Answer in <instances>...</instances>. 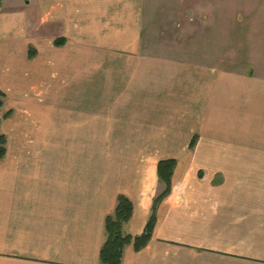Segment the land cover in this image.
<instances>
[{
	"label": "crops",
	"instance_id": "crops-1",
	"mask_svg": "<svg viewBox=\"0 0 264 264\" xmlns=\"http://www.w3.org/2000/svg\"><path fill=\"white\" fill-rule=\"evenodd\" d=\"M32 1L0 10V264H101L117 196L141 235L168 160L120 264H264V73L145 54L143 0Z\"/></svg>",
	"mask_w": 264,
	"mask_h": 264
},
{
	"label": "rangeland",
	"instance_id": "rangeland-1",
	"mask_svg": "<svg viewBox=\"0 0 264 264\" xmlns=\"http://www.w3.org/2000/svg\"><path fill=\"white\" fill-rule=\"evenodd\" d=\"M5 3L0 0V10ZM142 11L145 54L192 67L264 73V0H143ZM5 102L4 94L0 116Z\"/></svg>",
	"mask_w": 264,
	"mask_h": 264
},
{
	"label": "trees",
	"instance_id": "trees-1",
	"mask_svg": "<svg viewBox=\"0 0 264 264\" xmlns=\"http://www.w3.org/2000/svg\"><path fill=\"white\" fill-rule=\"evenodd\" d=\"M57 45H60L62 41H55ZM34 52L32 46H29V57L32 58ZM4 93L0 90V111L3 107ZM11 115V111H6L0 116V123L3 119H7ZM195 143V137L193 138L190 147ZM6 154V136L0 132V161L3 160ZM164 165L168 168V177L166 179L165 190L158 195L154 201L151 208V215L147 221L143 233L139 236L132 237L125 234L122 230L123 225L126 224L133 212V204L129 198L119 194L116 199V206L114 211L107 215L105 218V231L106 239L102 244L99 252V260L101 264H120L122 259V253L124 247L133 242L134 249L139 250L143 247L151 237L153 226L156 220V209L161 200L168 194L170 188V176L175 165L173 160L160 161L158 163V173L160 167Z\"/></svg>",
	"mask_w": 264,
	"mask_h": 264
}]
</instances>
